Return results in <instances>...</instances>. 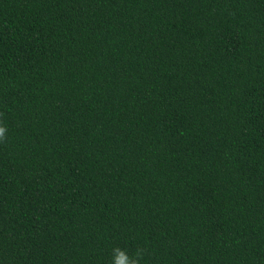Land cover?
Returning a JSON list of instances; mask_svg holds the SVG:
<instances>
[{
	"label": "trees",
	"instance_id": "1",
	"mask_svg": "<svg viewBox=\"0 0 264 264\" xmlns=\"http://www.w3.org/2000/svg\"><path fill=\"white\" fill-rule=\"evenodd\" d=\"M0 264H264V0H0Z\"/></svg>",
	"mask_w": 264,
	"mask_h": 264
},
{
	"label": "clouds",
	"instance_id": "2",
	"mask_svg": "<svg viewBox=\"0 0 264 264\" xmlns=\"http://www.w3.org/2000/svg\"><path fill=\"white\" fill-rule=\"evenodd\" d=\"M6 128L0 125V139H3ZM112 264H138L137 259L129 257V255L120 248H115L112 255Z\"/></svg>",
	"mask_w": 264,
	"mask_h": 264
}]
</instances>
